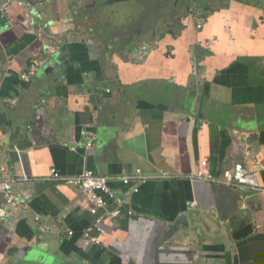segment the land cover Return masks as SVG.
Here are the masks:
<instances>
[{
  "label": "crops",
  "instance_id": "obj_1",
  "mask_svg": "<svg viewBox=\"0 0 264 264\" xmlns=\"http://www.w3.org/2000/svg\"><path fill=\"white\" fill-rule=\"evenodd\" d=\"M16 1L0 0V174L21 202L0 196V264H264V196L195 178L243 164L264 186V0ZM140 169L95 226L72 180Z\"/></svg>",
  "mask_w": 264,
  "mask_h": 264
},
{
  "label": "built area",
  "instance_id": "obj_2",
  "mask_svg": "<svg viewBox=\"0 0 264 264\" xmlns=\"http://www.w3.org/2000/svg\"><path fill=\"white\" fill-rule=\"evenodd\" d=\"M18 3L16 0H9L5 6V10L9 9L11 5ZM27 26L28 23H27ZM202 28V27H201ZM36 77V70H32L22 78L26 82H31L32 78ZM9 173L8 168H1L0 174V196L3 195L6 198V203L9 206H13L21 202L17 196L15 189L19 178L12 176ZM55 179H60L61 175L57 169L53 170ZM198 180L217 182L229 187L244 188L254 191L264 196V186L260 183L258 171L250 169L243 164H237L232 168L226 169L222 178H217L211 171L210 162L204 161L201 163L200 170L196 177ZM149 181L147 176L140 169L136 174L131 176H101L96 172L88 170L84 174L76 177L72 180V183L76 184L81 190H83L92 201L93 207L91 209L92 215L95 217V226L103 227L109 219L108 209L112 203H117L118 208L111 213L113 219L121 218L124 215V201L119 198V193L113 190L115 183H120L126 187L135 188L136 192L140 191L138 184H145ZM245 208V207H244ZM133 214V211L129 212ZM74 235V232H71Z\"/></svg>",
  "mask_w": 264,
  "mask_h": 264
},
{
  "label": "rangeland",
  "instance_id": "obj_3",
  "mask_svg": "<svg viewBox=\"0 0 264 264\" xmlns=\"http://www.w3.org/2000/svg\"><path fill=\"white\" fill-rule=\"evenodd\" d=\"M201 27H202V28H201ZM199 30H203V26H200V27H199Z\"/></svg>",
  "mask_w": 264,
  "mask_h": 264
}]
</instances>
